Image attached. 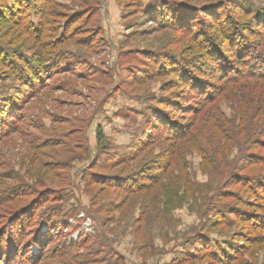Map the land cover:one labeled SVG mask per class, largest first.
I'll list each match as a JSON object with an SVG mask.
<instances>
[{
  "label": "rangeland",
  "instance_id": "obj_1",
  "mask_svg": "<svg viewBox=\"0 0 264 264\" xmlns=\"http://www.w3.org/2000/svg\"><path fill=\"white\" fill-rule=\"evenodd\" d=\"M35 1L36 16L27 12L0 18V227L30 202L22 217L51 212L58 230L68 225L59 230L60 239L75 242L80 234L102 233L108 242L93 264H224L204 252L219 253L228 242L242 246L244 237L256 232L216 223L214 208L235 201H219V190L212 192L218 178L201 152L185 148L182 170L174 165L163 175L172 141H165L168 133L155 117L178 128L194 121L192 111L200 104L189 93L192 80L183 81L179 73L190 71L199 81L194 87L203 85L213 95L224 85L218 81L219 69L231 68L232 62L220 32L249 20L229 8L263 17L264 0H172L184 12L173 17L161 8L162 0ZM14 2L0 0V9ZM153 5L159 9L156 15ZM209 6L211 14L226 13L223 30L202 13ZM29 18L42 20V33L37 29L28 35ZM247 40L264 43V35ZM218 49L223 55L216 59ZM6 52L30 62L38 56L44 64L57 55L71 67L48 70L32 96L34 91L19 82L30 69L7 67ZM217 98L215 111L226 118L234 115L231 101ZM98 174L130 182L102 181ZM155 178L160 181L153 182ZM140 182L149 184L143 192L155 197L136 200L131 189ZM206 185L212 188L208 193L203 192ZM241 194L252 202L253 197ZM20 225L10 227L17 245L26 239ZM245 261L264 264V249L251 247L225 264Z\"/></svg>",
  "mask_w": 264,
  "mask_h": 264
},
{
  "label": "trees",
  "instance_id": "obj_2",
  "mask_svg": "<svg viewBox=\"0 0 264 264\" xmlns=\"http://www.w3.org/2000/svg\"><path fill=\"white\" fill-rule=\"evenodd\" d=\"M162 1L163 5H161V8H168L167 10L170 12L171 17L176 12H179V14L184 13L181 11L182 8H180V4L177 1ZM22 5L24 6L23 12H20ZM10 6L6 4L0 9V18L2 16L7 17L11 13L10 17L14 19L15 14L23 15V13L27 12H32L36 16L39 7L35 0H15ZM156 7L153 5L151 8V10L155 11H151L152 15H156V12L159 11ZM161 8L160 10H162ZM209 8L211 6L204 7L205 11H202V13L207 14L210 20H215L221 30H223L228 23L227 20L224 21L227 16L226 13L223 16H216L211 14L212 12L209 13L207 11ZM229 9V12L232 9L236 10L240 16L249 17V20L241 24L240 22H234L228 25L226 30L220 32L222 37L226 39L224 44L229 48L232 59L231 63L224 59L221 61L222 63L225 61L231 64V68L223 67L219 69L221 76L218 81L224 82V85L221 88L219 86L215 88L213 95H210L205 90L206 88L201 85L203 83H199L201 88L196 89L194 87V82L197 78L193 73L191 74L189 71L187 75L185 72L182 74L180 72L179 74L183 81L187 77L192 80L188 81L191 86L189 93L194 92L200 104L198 108L192 111L195 115L194 121L178 128L174 127L172 123L166 122L164 124V120L161 117H155L160 121L157 124L158 127L162 123L165 132L167 131L168 133L166 136L168 139L165 141H172V145L168 147L170 160L166 163V166L162 167L163 175H166L168 169L174 165H177L175 166L176 168H180L179 161L185 148L201 152L204 158L206 156L205 162L210 165L211 173L218 178V184L213 189L206 185L207 187L204 188L205 191L203 192L208 193L212 189L214 193V189L216 191L218 189L217 196L219 201L223 199H233L235 201L233 205H223L214 208L216 215H218L216 223L228 227L236 223L239 226H243V229L247 228L256 232L254 236H249L245 233L248 236L244 237V242H241L242 246L234 248L232 243L228 242L225 244L224 242L225 247H219V253L204 252L209 254L214 260L224 264L228 263V261L238 260L251 247L264 249V212H262L264 211V43L251 44L247 40L252 36L259 37L264 35V16L258 17V14H252L239 7L233 6V8ZM28 20V35L35 34L37 29L42 33V20H32L31 18ZM206 35L208 36V34H203V36ZM34 38L35 42L38 43V39ZM8 53L6 52L7 60L4 62L7 67L14 66L19 68L20 66L21 72H25L28 68L30 69L27 74L22 73L23 75L19 82L28 91H34L31 93L32 96L37 90L36 83L41 81L44 76L49 75L48 70L54 73V71H64L71 67L69 66L70 61H62L63 57L57 55H54L55 57L51 59H46L47 63L44 64V60L41 61L38 56H32L31 58H33L34 62H30L26 57L23 58L21 56L19 58L15 54ZM217 53L218 55L216 54L215 57L219 59L218 56L221 57L220 55H223V52L218 49ZM17 60L21 61L23 66L16 64L15 61ZM62 63L64 64L62 65ZM233 64L235 68H233ZM179 74L177 75L178 77ZM47 78L49 79L50 77ZM218 96L231 101L234 115L230 118H226L218 111H215ZM101 138L102 135L100 130H98L97 140L100 141ZM142 149L144 148H140L139 151L141 152ZM233 150L236 151L233 160H228L227 157ZM175 167L173 169H176ZM97 176L102 178V181L118 178L119 180L116 181L130 182L127 179L122 180L119 176L112 178L99 174ZM177 178L183 177L178 176ZM158 181H160V178L153 180V182ZM126 185L119 184L120 187H126ZM148 185L145 182H140L138 186L131 189V193H135V198L139 202H146L151 197H155L154 194H145L143 192V189L147 188ZM236 189L239 191L237 190L238 192H236ZM242 192L253 197L252 202L242 199ZM162 197L164 200L167 199V192H164ZM125 200L120 205H123ZM153 200L156 203V198ZM30 206L32 207V203L28 202L21 208L14 210L0 227V241L7 240L5 243L0 242V264H79L81 261H83L82 264L99 263L98 255L100 256L104 251L103 243L108 242V239L102 233L101 235L99 234V237L94 236V234H80L75 242L60 239L58 237L59 230L64 227L67 228L68 225H60L58 230L57 227L59 226L56 225V217L51 212H47L45 215L44 210H40L33 215H30L31 212L30 216L22 217L23 214L21 213L30 209ZM20 222V227H23L21 233L24 232L26 239L24 243L17 245L10 237V227ZM26 222L28 223L25 224ZM64 223L66 222L64 221ZM51 245L52 248H49ZM202 247L204 251L206 248L203 245ZM244 264L251 263L245 261Z\"/></svg>",
  "mask_w": 264,
  "mask_h": 264
}]
</instances>
